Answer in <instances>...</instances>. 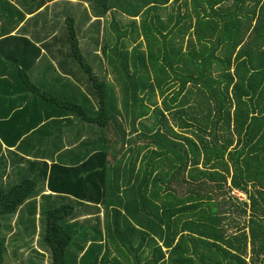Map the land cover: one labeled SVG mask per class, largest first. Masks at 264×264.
I'll use <instances>...</instances> for the list:
<instances>
[{
    "label": "trees",
    "instance_id": "16d2710c",
    "mask_svg": "<svg viewBox=\"0 0 264 264\" xmlns=\"http://www.w3.org/2000/svg\"><path fill=\"white\" fill-rule=\"evenodd\" d=\"M106 3L133 18L123 30L113 22L115 44L103 48L118 89L86 63L68 20L72 57L100 106L95 116L63 106L107 129L105 151L71 190L105 210V252L90 264H264V0H183L185 12L179 0ZM35 188L23 180L0 192V264L2 218ZM74 214L66 203L44 215L52 264H70Z\"/></svg>",
    "mask_w": 264,
    "mask_h": 264
},
{
    "label": "crops",
    "instance_id": "0c3cea01",
    "mask_svg": "<svg viewBox=\"0 0 264 264\" xmlns=\"http://www.w3.org/2000/svg\"><path fill=\"white\" fill-rule=\"evenodd\" d=\"M182 1L175 6L177 12H185L184 7L178 8ZM106 6V0H99L98 5L93 0H0V192L23 180L36 183L32 196L2 218L5 254L7 219L14 229L17 222L34 223L41 213L66 203L74 205L75 213L79 207L96 206L105 217L100 203L79 200L71 191L80 178H86L78 172L82 164L105 151L107 129L82 121L63 106L66 102L82 103L78 105L90 113L100 106L87 76L76 64L90 84L70 61L76 63L72 54L69 57L63 29L66 27L69 35L68 20L74 21L82 57L100 80L111 83L113 71L103 48L113 36L106 44L100 40L106 35L109 19L112 31L113 22L123 30L133 18ZM97 20L104 24V35L96 29ZM188 39L186 36L184 46ZM21 74L37 92L24 85ZM40 93L51 95L62 105ZM120 155L124 156L123 151ZM123 162L122 167L128 164V156Z\"/></svg>",
    "mask_w": 264,
    "mask_h": 264
},
{
    "label": "rangeland",
    "instance_id": "374dc122",
    "mask_svg": "<svg viewBox=\"0 0 264 264\" xmlns=\"http://www.w3.org/2000/svg\"><path fill=\"white\" fill-rule=\"evenodd\" d=\"M95 4L98 5L99 0H93ZM66 10H69L67 7ZM94 14H98L95 13ZM98 17V16H97ZM139 22V21H138ZM141 22V20H140ZM110 19L107 21L106 25V35L100 40L102 43L106 44L109 40L110 35L112 34L113 38H110L109 42L115 44L116 38L115 33L110 31ZM96 29L101 31L104 35V24L102 21L97 20ZM110 31V32H109ZM64 40L66 42V48L68 49L69 57H71V52L69 49V35L67 28L63 29ZM100 39V38H98ZM58 39H55V42L58 43ZM143 37L141 38V42ZM61 42H59L60 44ZM137 45L132 43L129 49ZM23 46V44H22ZM30 56V52L28 53ZM21 54H19V58ZM72 58V57H71ZM75 66L77 72L83 76L88 84H90L85 75L81 72L79 67L73 60H70ZM107 68V66L105 65ZM114 87L118 89V85L114 81V75L112 77V82ZM116 90V89H115ZM117 91V90H116ZM118 90L117 92H119ZM120 95V94H119ZM96 98V105H99L98 97ZM121 98V95H120ZM158 99V97H157ZM161 100H159V104ZM84 105L82 103H78ZM89 115L95 116V113L89 112ZM131 130V128H128ZM137 135L134 133L133 136ZM135 137V139H137ZM134 139V137L132 138ZM143 144V141L137 139L134 141L133 146ZM135 148V147H132ZM40 213V211H39ZM45 212L41 213L31 224H21L17 222L15 228L12 229L14 223L8 222V219L5 220V232L7 235L8 244L6 247V264H52L51 251L49 247L46 246L43 236L46 231V217H44ZM43 217V218H41ZM72 220V221H71ZM84 220V221H81ZM105 217L103 215V210L96 206H85L77 208L76 213L72 218L68 220L72 229L75 230L74 239L72 245L67 250V258L70 264H90L93 262V258L98 259L105 252ZM30 225V228H29ZM231 230V226H228L227 232ZM235 231V230H234Z\"/></svg>",
    "mask_w": 264,
    "mask_h": 264
},
{
    "label": "built area",
    "instance_id": "2783aa9c",
    "mask_svg": "<svg viewBox=\"0 0 264 264\" xmlns=\"http://www.w3.org/2000/svg\"><path fill=\"white\" fill-rule=\"evenodd\" d=\"M231 194H232V196L239 199L240 201H246L247 200V195L243 192H240L237 189H233Z\"/></svg>",
    "mask_w": 264,
    "mask_h": 264
}]
</instances>
